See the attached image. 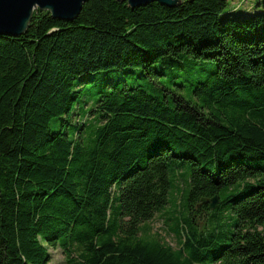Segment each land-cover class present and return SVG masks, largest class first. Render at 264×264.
Here are the masks:
<instances>
[{
    "label": "trees",
    "instance_id": "1",
    "mask_svg": "<svg viewBox=\"0 0 264 264\" xmlns=\"http://www.w3.org/2000/svg\"><path fill=\"white\" fill-rule=\"evenodd\" d=\"M229 4L0 34V264H264V11ZM168 204L177 246L146 226Z\"/></svg>",
    "mask_w": 264,
    "mask_h": 264
},
{
    "label": "water",
    "instance_id": "2",
    "mask_svg": "<svg viewBox=\"0 0 264 264\" xmlns=\"http://www.w3.org/2000/svg\"><path fill=\"white\" fill-rule=\"evenodd\" d=\"M88 0H0V34L18 36L26 33L35 10H47L52 17L66 21L76 19ZM127 1L132 8L160 2L169 7L180 5L182 0H117ZM193 1V0H190ZM218 195L202 198L213 210L219 204ZM201 205V204H200Z\"/></svg>",
    "mask_w": 264,
    "mask_h": 264
},
{
    "label": "rangeland",
    "instance_id": "3",
    "mask_svg": "<svg viewBox=\"0 0 264 264\" xmlns=\"http://www.w3.org/2000/svg\"><path fill=\"white\" fill-rule=\"evenodd\" d=\"M230 4L227 7V10L222 14V18L230 14L234 16H240L245 11L258 9L259 11H264V0H229ZM235 9V10H234ZM182 94L186 97H189V94L186 91H183ZM91 115V113H90ZM92 116V115H91ZM174 201V199H172ZM209 204V203H208ZM171 210V205L168 204L162 212H158L155 217L146 224L148 226V232L159 233L165 238L166 241L171 243L173 246H177V238L174 232L171 231L170 225L166 223ZM151 228V230H149ZM51 261L50 264H64L65 263V254L61 248H51Z\"/></svg>",
    "mask_w": 264,
    "mask_h": 264
}]
</instances>
